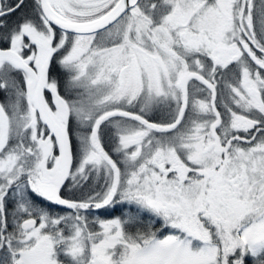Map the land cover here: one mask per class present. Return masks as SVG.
Wrapping results in <instances>:
<instances>
[{
  "label": "snow or ice",
  "instance_id": "snow-or-ice-1",
  "mask_svg": "<svg viewBox=\"0 0 264 264\" xmlns=\"http://www.w3.org/2000/svg\"><path fill=\"white\" fill-rule=\"evenodd\" d=\"M0 264H264V0H0Z\"/></svg>",
  "mask_w": 264,
  "mask_h": 264
},
{
  "label": "trees",
  "instance_id": "trees-1",
  "mask_svg": "<svg viewBox=\"0 0 264 264\" xmlns=\"http://www.w3.org/2000/svg\"><path fill=\"white\" fill-rule=\"evenodd\" d=\"M96 212L100 213L101 215H106L105 211L104 210H96ZM115 214V215H119L120 214V211H119V208H117L116 211H113L112 212V215Z\"/></svg>",
  "mask_w": 264,
  "mask_h": 264
},
{
  "label": "rangeland",
  "instance_id": "rangeland-1",
  "mask_svg": "<svg viewBox=\"0 0 264 264\" xmlns=\"http://www.w3.org/2000/svg\"><path fill=\"white\" fill-rule=\"evenodd\" d=\"M57 210H59V211H61V212L65 211V209H62V208H57ZM96 214L101 215V214L98 213V212H96ZM102 216H104L105 218H110V217H107V215H102ZM113 216H115V214H113Z\"/></svg>",
  "mask_w": 264,
  "mask_h": 264
}]
</instances>
